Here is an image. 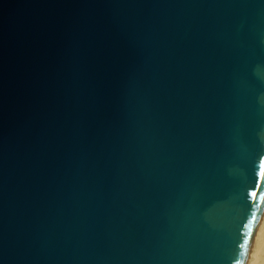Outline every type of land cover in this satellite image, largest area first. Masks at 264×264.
I'll return each instance as SVG.
<instances>
[{
	"label": "water",
	"instance_id": "1",
	"mask_svg": "<svg viewBox=\"0 0 264 264\" xmlns=\"http://www.w3.org/2000/svg\"><path fill=\"white\" fill-rule=\"evenodd\" d=\"M264 216V0H0V264H250Z\"/></svg>",
	"mask_w": 264,
	"mask_h": 264
},
{
	"label": "bare ground",
	"instance_id": "2",
	"mask_svg": "<svg viewBox=\"0 0 264 264\" xmlns=\"http://www.w3.org/2000/svg\"><path fill=\"white\" fill-rule=\"evenodd\" d=\"M250 264H264V216L260 227L254 255Z\"/></svg>",
	"mask_w": 264,
	"mask_h": 264
}]
</instances>
